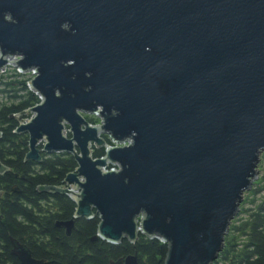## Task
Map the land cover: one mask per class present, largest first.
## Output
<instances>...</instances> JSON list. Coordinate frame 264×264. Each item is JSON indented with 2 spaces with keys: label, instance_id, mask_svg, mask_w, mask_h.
<instances>
[{
  "label": "water",
  "instance_id": "water-1",
  "mask_svg": "<svg viewBox=\"0 0 264 264\" xmlns=\"http://www.w3.org/2000/svg\"><path fill=\"white\" fill-rule=\"evenodd\" d=\"M16 55L41 96L16 129L25 160L76 163L64 185L77 193L39 188L76 205L55 227L70 235L95 212L91 241L141 234L166 244L164 264H212L264 151V0H0V69ZM12 245L21 264H38Z\"/></svg>",
  "mask_w": 264,
  "mask_h": 264
},
{
  "label": "trees",
  "instance_id": "trees-1",
  "mask_svg": "<svg viewBox=\"0 0 264 264\" xmlns=\"http://www.w3.org/2000/svg\"><path fill=\"white\" fill-rule=\"evenodd\" d=\"M37 103L26 81L17 74L1 79L0 163L8 169L0 176V239L5 245V255H10L12 238L40 255L45 256L48 248L51 254L47 256L54 259L53 264H116L130 255L137 257V264H164L166 244L141 234L134 244L126 239L116 245L91 241L99 223L95 212L90 220L75 221L69 237L55 227V223L73 218L76 205L66 195L43 193L39 188L63 187L66 176L75 171L76 163L73 156L64 153H41L40 163L25 160L28 136L16 133L19 126L16 117ZM86 121L93 124L92 120ZM91 155L93 159L102 158L104 150H94ZM13 189L18 192L13 193ZM212 264H264V175L243 193L223 248Z\"/></svg>",
  "mask_w": 264,
  "mask_h": 264
},
{
  "label": "rangeland",
  "instance_id": "rangeland-1",
  "mask_svg": "<svg viewBox=\"0 0 264 264\" xmlns=\"http://www.w3.org/2000/svg\"><path fill=\"white\" fill-rule=\"evenodd\" d=\"M20 58L21 57L17 56V55L16 56H12V57H6V60H9V63L6 64L3 69H0V81H1V79H3V81H4L7 78H9L12 73L17 74V76H19L20 78H22L23 80L26 81V86H27L28 90L31 91L32 93H34V95L38 99V103L37 104H40V102H41L40 94H38L37 92L32 90L30 88V85H29V81L32 80L36 76V74H35L34 70H32V69L29 70V71H26V72H20L19 68L14 64V61H16V60H18ZM80 114L85 119L92 120V122H93L92 125H100L101 124L100 117L95 115V114H86V113H80ZM33 116H34V114L31 111L27 110V111L23 112L22 115H19L16 118H17L18 124L21 125V124L28 123L33 118ZM19 117H20V119H19ZM63 126H64V130H63L64 136H66V137L70 136L68 125L66 123H64ZM103 136H104V138H106L111 143V145H108V147L109 146L123 147V146L127 145V143L118 144V143L112 141L108 137V135H103ZM44 143H45V140H41L40 141V144H39L40 149L42 148V145ZM90 149H91V151H90L91 154H92V152L94 150H98L97 146H95L94 144H91ZM105 149L106 148L104 147L103 150H105ZM109 166L114 167L115 169H117V166H112L110 164H109ZM256 170H257V178L252 182V184L257 183L258 180L261 179V176L264 175V151H262L260 153V155H259V161L257 163ZM63 188H66L68 190H73L74 193H77L76 189L72 185L71 186H65L64 185ZM247 198H249V197H247ZM152 239H155V238H152Z\"/></svg>",
  "mask_w": 264,
  "mask_h": 264
},
{
  "label": "flooded vegetation",
  "instance_id": "flooded-vegetation-1",
  "mask_svg": "<svg viewBox=\"0 0 264 264\" xmlns=\"http://www.w3.org/2000/svg\"><path fill=\"white\" fill-rule=\"evenodd\" d=\"M1 196L2 195L0 194V198H1ZM61 230L64 231L65 237H69L71 235V234L67 235L66 231L64 229H61ZM72 231H74V228ZM72 231H71V233H72ZM12 242L17 243L19 246L26 249L31 256V259L34 260L35 262H37L38 264H53L54 259L50 256H47V254L48 255L51 254V251L48 248H45V253H46L45 256L40 255V254H37L36 251H33L31 248H29L26 244L20 243L19 241L12 239V238L9 240L8 251H9L10 255H8V256L5 255V252H4V248H5L4 246L5 245L2 243V240L0 239V264H21L20 261L11 254V252L13 250ZM44 245H45L44 247L47 246L46 243Z\"/></svg>",
  "mask_w": 264,
  "mask_h": 264
},
{
  "label": "built area",
  "instance_id": "built-area-1",
  "mask_svg": "<svg viewBox=\"0 0 264 264\" xmlns=\"http://www.w3.org/2000/svg\"><path fill=\"white\" fill-rule=\"evenodd\" d=\"M19 70H20V69H19ZM32 70H34V69H32ZM20 72H23V71H21V70H20ZM34 72H35V70H34ZM111 169H115V168H114V167H112Z\"/></svg>",
  "mask_w": 264,
  "mask_h": 264
},
{
  "label": "bare ground",
  "instance_id": "bare-ground-1",
  "mask_svg": "<svg viewBox=\"0 0 264 264\" xmlns=\"http://www.w3.org/2000/svg\"><path fill=\"white\" fill-rule=\"evenodd\" d=\"M9 63V60H6Z\"/></svg>",
  "mask_w": 264,
  "mask_h": 264
}]
</instances>
